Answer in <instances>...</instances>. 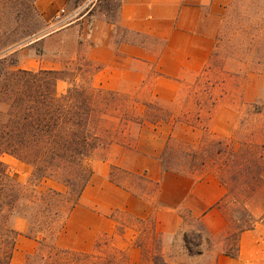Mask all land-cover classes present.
Here are the masks:
<instances>
[{
    "label": "rangeland",
    "instance_id": "rangeland-1",
    "mask_svg": "<svg viewBox=\"0 0 264 264\" xmlns=\"http://www.w3.org/2000/svg\"><path fill=\"white\" fill-rule=\"evenodd\" d=\"M92 1L72 0L70 7L62 14L65 20L55 27L68 26L88 11L89 14H104L111 20L115 18L120 0ZM33 3L34 0H0V51L31 38L35 33L45 35L51 30L48 21L37 15ZM84 27L81 26V30ZM74 39L75 35H67L60 43H71ZM68 57L66 54L65 58ZM17 61L16 54L0 60L1 140L2 137L9 139L11 136L7 132L14 130V123L20 122L24 103L31 90L29 86H34L37 93H47L54 84L50 76L41 73L49 71H27L35 75H24L21 72L26 70L17 69ZM86 64L79 55L73 64L58 72L56 77L64 88L57 89V82L56 89L59 95H66L71 90L74 107L81 106L83 101L94 107L97 98L103 101L100 104L101 115L94 119L91 127L99 129L97 134L103 139L104 146L95 151L87 148V151L93 152L85 159L83 167L75 165L49 171L37 169L33 164L34 158L15 146L9 147L8 144L5 148H10L9 151L25 161L15 155L0 154V158H10L27 165L29 171L25 173L15 167L12 170L14 174L9 173L11 181L22 187L20 192L23 198L19 212L14 210L11 216L10 207H5L2 212L4 221L7 218L11 221L17 213H26L30 218L29 233L39 239L40 245L38 253L29 257L26 264H153L156 255L163 257V242L156 236L153 222L134 221L122 212L113 215L119 221L116 231L101 238L91 253L58 248L56 239L65 228L69 209L95 174V162L99 163L98 174H109V180L115 184L136 192L148 187L146 172L133 173L116 166L115 149L123 144L139 145L141 135L150 134L147 130L143 133L144 122L150 129L153 123L169 120L179 137L176 136L167 145L165 168H169L174 175H214L227 189L219 206L228 223L227 232L218 239L203 233L209 242L204 238L201 242L197 238L199 231H202L201 223L185 214L182 236L187 253L188 240L190 248L196 253L189 255L207 253L205 264H209L215 253L233 252L242 232L258 228L262 238L258 264H264V105L257 98V92L253 91L248 96L240 90L245 80H254L264 74V0H229L219 49L197 79L183 84L179 96L171 105H160L148 95L129 96L100 90L104 93L99 96L91 84V75L96 69ZM83 93L86 96L84 100ZM37 108L34 105L33 112ZM224 108L231 109V121L235 126L230 138H222L213 131V119L219 109L220 113L227 111ZM98 117L102 120H98ZM214 127L217 128L216 125ZM219 127L223 129L222 124ZM59 129L64 134L77 128L70 123L69 126L61 124ZM108 160H112L113 164L105 170L102 165ZM3 164L7 167V164ZM45 173L49 178L42 180ZM48 190L60 196L52 200L42 197ZM56 212L57 231L41 232L43 223L50 222V217Z\"/></svg>",
    "mask_w": 264,
    "mask_h": 264
},
{
    "label": "crops",
    "instance_id": "crops-1",
    "mask_svg": "<svg viewBox=\"0 0 264 264\" xmlns=\"http://www.w3.org/2000/svg\"><path fill=\"white\" fill-rule=\"evenodd\" d=\"M71 2L34 0L35 12L48 21L51 30L7 46L0 51V60L16 54L19 70L60 72L80 55L86 65L96 69L91 75L93 88L129 96L148 95L160 105L173 104L183 84L205 71L219 49L229 5V0H120L113 20L88 11L68 26L55 27L65 20L56 21L57 15ZM81 26H85L83 30ZM71 34L75 35L71 43H60ZM60 88H64L62 82L57 84ZM240 88L248 96L257 92L264 105V74L245 80ZM224 109L227 111L220 113L219 109L213 119V131L230 138L235 126L231 109ZM220 124L223 129H219ZM142 125L143 133L147 130L150 134L141 135L139 145L116 147L114 159L118 168L146 172L148 187L136 192L115 184L109 174H98L99 163L95 162V174L69 213L56 246L91 253L101 238L116 231L119 221L113 215L122 212L134 221L153 222L155 234L163 242L162 255L167 264H205L207 253L190 256L185 249V214L197 219L208 236L218 239L228 230L225 215L219 209L227 189L214 175L170 173L165 168L164 155L168 143L178 136L172 122L159 121L150 124V129L147 122ZM0 160L7 164L10 174H14L15 167L29 172L25 164L4 157ZM111 161L102 167H111ZM10 226L19 234L11 264H26L29 257L38 253L40 242L29 236L27 216L15 214ZM260 236L258 228L242 232L237 259L218 252L209 264H258Z\"/></svg>",
    "mask_w": 264,
    "mask_h": 264
},
{
    "label": "trees",
    "instance_id": "trees-1",
    "mask_svg": "<svg viewBox=\"0 0 264 264\" xmlns=\"http://www.w3.org/2000/svg\"><path fill=\"white\" fill-rule=\"evenodd\" d=\"M21 73L28 76L35 75V73L27 71ZM41 73L42 75L47 74L51 77L50 80L52 79L54 82V84L52 83L53 87L48 89L47 93H37L34 90V86H29L31 90L27 96V102L24 103L23 115L20 118V122L14 123V130L19 132V134H16L12 130L10 133L7 132L8 136H11L9 139L2 137L3 142L0 139V154L5 153L15 155L16 157L18 156L13 151H9L10 148H5L9 144V147L15 146L16 148H20L18 150L22 153L33 157L35 160L33 164L37 169H46L49 171L53 168H71L75 165L83 167L85 159L90 156L91 152L87 150L90 148V150L95 151L104 146L103 139L97 134L99 129L91 127L94 119L101 115L102 108L100 104L103 101L97 98L98 101L94 107L89 106L85 101L82 102L83 104L81 106L74 107L71 90L66 95H59L57 92L56 84L59 79L56 76L58 72L49 71ZM97 93L100 96L104 92L97 90ZM84 98L86 96L83 93L82 99L84 100ZM34 105L39 107L36 112L32 110ZM98 120L102 119L98 117ZM70 123H73L77 129L63 134L59 129L60 125L64 124L69 126ZM80 148L84 149L81 150ZM19 159L25 161L22 157H19ZM48 178L46 173L42 175V180ZM21 188L19 184L11 181L7 167L0 160V264H11L16 239L19 235L10 226L9 218L6 221L3 220L2 212L5 207H10L11 211L9 214L12 216L15 211L19 210L21 205L20 200L23 198L20 192ZM41 196L52 200L56 196H60V194L53 190H48ZM79 198L72 204L69 213L77 205ZM46 213L50 216L52 215L50 211H46ZM23 215L27 216L30 221L26 213ZM56 216H58L57 212L50 217V222L43 223L42 227L38 225L41 227V232L46 231L52 233L57 231L58 222L55 220ZM201 228L202 231H199L197 238L202 242L203 238L205 239L203 233L206 234V231L202 225ZM29 236L39 240L33 234L29 233ZM205 241L209 242V239L206 238ZM186 242L189 254H196L190 248V242L188 240ZM239 252V242H237L233 252L223 251V254L227 257L237 259ZM153 264L167 263L161 255H156L153 258Z\"/></svg>",
    "mask_w": 264,
    "mask_h": 264
},
{
    "label": "built area",
    "instance_id": "built-area-1",
    "mask_svg": "<svg viewBox=\"0 0 264 264\" xmlns=\"http://www.w3.org/2000/svg\"><path fill=\"white\" fill-rule=\"evenodd\" d=\"M64 13H65V10H62V11L60 12V14L57 15L56 20H57V21H61V20H62V14H64Z\"/></svg>",
    "mask_w": 264,
    "mask_h": 264
}]
</instances>
